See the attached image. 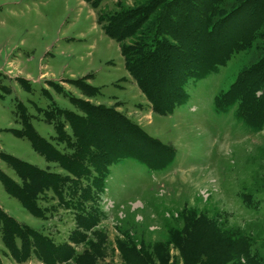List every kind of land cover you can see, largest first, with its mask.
Listing matches in <instances>:
<instances>
[{"label": "rangeland", "instance_id": "374dc122", "mask_svg": "<svg viewBox=\"0 0 264 264\" xmlns=\"http://www.w3.org/2000/svg\"><path fill=\"white\" fill-rule=\"evenodd\" d=\"M177 1L163 9L175 14L171 34L154 38L174 48L156 54L151 71L162 75L157 95L185 94L171 109L153 104L125 69L120 42L131 48L134 39L116 40L102 29L105 16L141 1L99 0L94 8L86 0H0V175L21 186L11 155L75 180L16 134L26 126L70 156L75 148L67 147L56 125L63 110L82 113L77 101L119 115L110 123L116 133L104 136L107 149L122 154L104 174H93L99 187L89 184L90 177L65 181L61 198L51 189H34L29 199L39 217L0 181V264H67L63 258L71 251L88 252L94 264H124L119 246L131 241L154 264H183L174 230L184 226L178 216L183 208L225 226L250 227L264 258V124L256 117L257 101L264 102V12L257 0H215L221 19L232 5L241 6L223 26L213 27L211 17L203 25L206 34L196 25L199 0ZM211 43L216 61L207 64L210 56L202 54ZM65 132L72 138L69 128ZM29 232L46 237L57 254Z\"/></svg>", "mask_w": 264, "mask_h": 264}, {"label": "trees", "instance_id": "16d2710c", "mask_svg": "<svg viewBox=\"0 0 264 264\" xmlns=\"http://www.w3.org/2000/svg\"><path fill=\"white\" fill-rule=\"evenodd\" d=\"M86 1L90 2L91 6L94 8L99 3V0ZM134 1H141L142 3L127 10H122L119 13H113L111 16H105L107 24L102 26V29L104 33L108 34L110 37H115L116 40H122L125 37L131 40L132 38L134 39L131 42V48L125 47L122 45V42H120V51L123 56L125 69L136 79L138 86L142 88L147 98L150 99L153 104L160 105L162 103H168L166 107L172 109L173 106L185 100V94H182V92L176 94L174 92L165 97L157 95L156 88L160 84V81H163L162 78H160L162 75L160 73L154 77L151 71L153 69L154 60H156L154 58L156 54L162 55L166 52L165 48L166 50L174 48L172 47L174 45L166 40H161L164 43H156L154 38L162 35L163 39L166 33L169 35L171 34L170 28H172L173 24L169 18L170 15L173 16L175 14H170V12L166 13L164 10L167 7L169 8L170 5L168 3H174L175 5L180 2L177 0H173L172 2H167L166 0ZM216 3L215 0L212 2L209 0H199V7L201 8L198 9L193 6L198 19H196V25L198 22V25H200L204 33L207 31L205 27L211 22V17V25L213 27L223 26L229 19V15L233 14V11L239 9L241 6L240 4L232 5V7H230L231 11L221 19L223 10L220 8V4ZM257 3L259 4L258 9L261 8V11L264 12V0H257ZM98 19L102 20L101 17ZM262 24L264 25V22H262ZM209 32H206V34ZM148 45L153 46L154 50H147ZM211 45L212 48L208 49L209 52L202 54L204 58L210 56L208 57L209 61L207 64L210 61H216L213 60L216 59L215 57L217 55L214 50L216 44L211 43ZM188 52L192 51L187 49L186 53ZM149 74L152 75L154 81L152 80V82H150L148 80ZM150 91L155 92L157 97H150ZM77 102L81 104L78 105V107L82 113L77 114L73 111L63 110V121L60 123V126L56 125L57 131L60 130L59 133L64 136L67 147L69 149L75 148L70 156L59 153L50 143L43 141L41 137L36 135L33 130V132H27L26 126L24 127V132L22 131L16 134L20 137H26L30 141L33 149L38 154L42 155L47 162L59 164L64 171L75 176V180H73L74 177L68 179V175L62 178L54 173H46L45 170L39 169L11 155H8L12 159L9 164L15 170L17 176L22 180L21 186L5 175H0V181H2L6 192L18 199L25 209L37 217L41 216L40 211L37 207L34 208L35 206L29 199L34 189H51L53 193L59 195L61 198L62 185L65 181L70 185L79 184V180H88L90 177L92 181L89 184L94 187H99L100 177H94L93 174H104L107 166L122 155L121 152L116 149L114 151H109L107 149L108 142L105 141L106 135L104 136V132L111 133L112 136L114 135L116 128L113 124L110 125V123L115 121V119L117 120L119 115L111 109H104L102 106H95L87 101ZM240 108L242 109H240V115L242 113L244 114L243 105H241ZM263 113L264 102L257 101L256 117L257 124L260 126L264 124V119L260 117ZM101 121L106 122V127L103 128L100 125L103 124ZM65 125L68 126L65 127ZM66 128L71 130L72 138L66 135ZM83 191L87 190L84 189ZM82 199L84 200L83 195ZM35 209L39 212L35 211ZM178 216L179 221L184 222V226L182 228H174L177 240L175 244H177L181 252L183 264H264V258L260 256L256 241L254 240V235L252 232L251 234L248 233L251 229L250 227L248 231L247 226L243 227V229L237 226H225L216 218L214 219V216L209 218L204 213L201 214L193 208H183ZM8 220L11 221V223H15L10 217ZM92 220L93 218L87 219L88 222H92ZM91 224L95 225L94 223ZM89 227L90 226H87V229ZM16 233L20 236L19 231ZM29 235L32 239L39 242L43 249L49 251V248L52 247V250L49 251L51 252V256L57 254L58 248L51 246L50 241L47 240L46 237H41L33 232H29ZM253 245L256 247H253ZM120 246L119 251L124 264H154L151 258L145 257L144 254L137 249L141 248V246L137 247L139 243L131 241L128 244ZM71 253V256L68 255L63 258L64 263L94 264L96 262L88 252H84L82 255L74 254L73 251H71Z\"/></svg>", "mask_w": 264, "mask_h": 264}]
</instances>
